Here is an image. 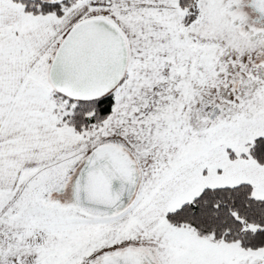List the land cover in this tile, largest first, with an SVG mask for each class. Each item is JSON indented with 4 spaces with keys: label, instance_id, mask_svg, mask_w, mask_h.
<instances>
[{
    "label": "snow or ice",
    "instance_id": "1",
    "mask_svg": "<svg viewBox=\"0 0 264 264\" xmlns=\"http://www.w3.org/2000/svg\"><path fill=\"white\" fill-rule=\"evenodd\" d=\"M0 264H264V0H0Z\"/></svg>",
    "mask_w": 264,
    "mask_h": 264
}]
</instances>
